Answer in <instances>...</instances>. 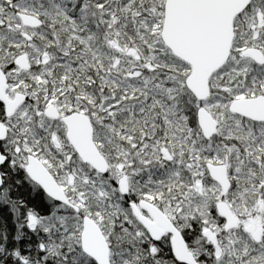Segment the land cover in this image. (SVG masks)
Returning a JSON list of instances; mask_svg holds the SVG:
<instances>
[{"label":"snow or ice","instance_id":"6c2138e0","mask_svg":"<svg viewBox=\"0 0 264 264\" xmlns=\"http://www.w3.org/2000/svg\"><path fill=\"white\" fill-rule=\"evenodd\" d=\"M0 264H264V0H0Z\"/></svg>","mask_w":264,"mask_h":264}]
</instances>
